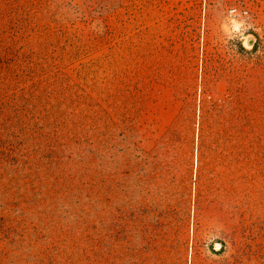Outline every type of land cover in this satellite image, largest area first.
I'll return each instance as SVG.
<instances>
[{
    "label": "rangeland",
    "instance_id": "rangeland-1",
    "mask_svg": "<svg viewBox=\"0 0 264 264\" xmlns=\"http://www.w3.org/2000/svg\"><path fill=\"white\" fill-rule=\"evenodd\" d=\"M0 264H264V0H0Z\"/></svg>",
    "mask_w": 264,
    "mask_h": 264
},
{
    "label": "built area",
    "instance_id": "built-area-1",
    "mask_svg": "<svg viewBox=\"0 0 264 264\" xmlns=\"http://www.w3.org/2000/svg\"><path fill=\"white\" fill-rule=\"evenodd\" d=\"M247 13L246 12H243V14L242 15H246ZM238 16V14L236 13V10H234V9H231L230 11H229V13H228V17L230 18V19H235V17H237Z\"/></svg>",
    "mask_w": 264,
    "mask_h": 264
}]
</instances>
